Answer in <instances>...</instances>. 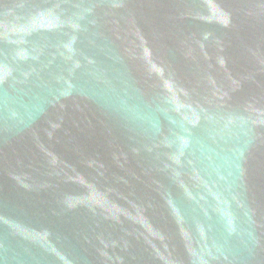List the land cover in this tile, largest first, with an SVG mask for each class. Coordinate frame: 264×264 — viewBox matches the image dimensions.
Returning <instances> with one entry per match:
<instances>
[{"label":"water","instance_id":"obj_1","mask_svg":"<svg viewBox=\"0 0 264 264\" xmlns=\"http://www.w3.org/2000/svg\"><path fill=\"white\" fill-rule=\"evenodd\" d=\"M0 264H264V0H0Z\"/></svg>","mask_w":264,"mask_h":264}]
</instances>
